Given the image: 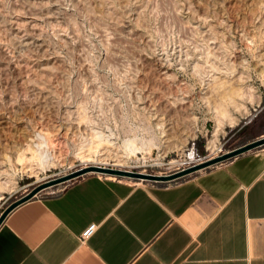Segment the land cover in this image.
<instances>
[{
	"label": "rangeland",
	"instance_id": "obj_1",
	"mask_svg": "<svg viewBox=\"0 0 264 264\" xmlns=\"http://www.w3.org/2000/svg\"><path fill=\"white\" fill-rule=\"evenodd\" d=\"M166 2L187 19L149 32L155 0H123L137 10L118 29L138 34L129 51L89 23L97 0H0V214L86 167L167 176L264 138V0Z\"/></svg>",
	"mask_w": 264,
	"mask_h": 264
},
{
	"label": "crops",
	"instance_id": "obj_2",
	"mask_svg": "<svg viewBox=\"0 0 264 264\" xmlns=\"http://www.w3.org/2000/svg\"><path fill=\"white\" fill-rule=\"evenodd\" d=\"M0 264H264V151L172 185L88 175L35 197L1 224Z\"/></svg>",
	"mask_w": 264,
	"mask_h": 264
},
{
	"label": "snow or ice",
	"instance_id": "obj_3",
	"mask_svg": "<svg viewBox=\"0 0 264 264\" xmlns=\"http://www.w3.org/2000/svg\"><path fill=\"white\" fill-rule=\"evenodd\" d=\"M85 3H89V0H84ZM139 0H128L129 6L132 4L138 3ZM151 3V0H149ZM156 2V13H154L151 17H145L141 20V30H147L149 32H152L153 30H159L163 26H167L169 28V31H172L173 29L178 28L179 24L184 22L187 17L184 15H180L177 17L173 14L172 11H167V2L166 0H155ZM185 3H191L192 0H183ZM204 0H199V3H203ZM97 8H103L104 12H88L87 15L89 17H92V19L89 20L90 24H95L96 28L99 29L101 32L104 30H107V40L109 41V50L116 47L117 45H123L125 41H128V50L131 51V46L133 45L134 41L137 39L138 34H135L131 37L127 35V33L131 30L127 27L123 28L122 30L119 29V25L121 21L124 19V16H132L133 21H135V11L136 9H131L130 7H125L123 0H97ZM143 10V9H139ZM192 11L195 13L197 11L196 4L192 3ZM121 12H123V16L121 15ZM180 12H185V9H180ZM204 19V17H201ZM125 23H128L125 21ZM96 29H94L95 31ZM121 36L123 38H121ZM103 39V37H102ZM249 44H253V41L251 39H248ZM3 42L0 41V46H2ZM3 69L0 68V72H2ZM146 83L149 85V87H155L157 89H161L164 87L163 83L153 85L152 80L149 79L146 81ZM50 91V89H49ZM167 98V97H166ZM41 99H45L49 101V104H52V101L49 97L44 96L41 97ZM170 99V98H167ZM103 115V113H101Z\"/></svg>",
	"mask_w": 264,
	"mask_h": 264
},
{
	"label": "water",
	"instance_id": "obj_4",
	"mask_svg": "<svg viewBox=\"0 0 264 264\" xmlns=\"http://www.w3.org/2000/svg\"><path fill=\"white\" fill-rule=\"evenodd\" d=\"M262 146H264V138L255 140V141L248 143V144H245L239 148H236L234 150H231L229 152L221 154L217 157L208 159L202 163H199L197 165H193L191 167H188L186 169L180 170L176 173H173V174L167 175V176L144 175V174L137 173V172H128V171L111 169V168H104V167H98V166L86 167L84 169L70 173L64 177L49 181L47 183H44V184L36 187L35 189H33L30 193H28L24 197H22L16 201H14L13 203H11L0 214V226L12 210H14L19 205L35 198L36 194H38L40 191L47 189L49 187L55 186V185L70 182V181L75 180L77 178H81L87 174H97V175H103V176H113L115 178H127V179H133V180L152 181V182H156V183H170V182H175V181L180 180L182 178L191 176L197 172L206 170V169L214 167L216 165L228 162V161H230V160H232L238 156H241L243 154H246L248 152L256 150Z\"/></svg>",
	"mask_w": 264,
	"mask_h": 264
},
{
	"label": "built area",
	"instance_id": "obj_5",
	"mask_svg": "<svg viewBox=\"0 0 264 264\" xmlns=\"http://www.w3.org/2000/svg\"><path fill=\"white\" fill-rule=\"evenodd\" d=\"M82 178V177H81ZM80 179V178H79ZM78 180V179H77ZM76 181V180H75ZM74 182V181H73ZM94 231V226L89 227L84 233L82 234V238L85 239L89 237Z\"/></svg>",
	"mask_w": 264,
	"mask_h": 264
},
{
	"label": "bare ground",
	"instance_id": "obj_6",
	"mask_svg": "<svg viewBox=\"0 0 264 264\" xmlns=\"http://www.w3.org/2000/svg\"><path fill=\"white\" fill-rule=\"evenodd\" d=\"M218 128H216V130H215V134L217 135L218 134V132L221 130L220 129V126H217ZM210 148H213L214 147V145L212 144V142L208 145ZM109 179H115L113 176H107Z\"/></svg>",
	"mask_w": 264,
	"mask_h": 264
}]
</instances>
